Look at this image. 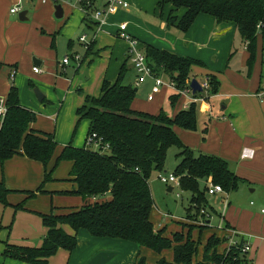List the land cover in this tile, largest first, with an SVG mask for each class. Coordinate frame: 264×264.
<instances>
[{
  "label": "crops",
  "instance_id": "0c3cea01",
  "mask_svg": "<svg viewBox=\"0 0 264 264\" xmlns=\"http://www.w3.org/2000/svg\"><path fill=\"white\" fill-rule=\"evenodd\" d=\"M124 1L128 3V8L109 15L105 24L96 31L94 23L72 4L66 7L62 5L63 17L58 19L59 22H54L52 16L55 10L52 7L47 6L37 10L34 0H0V98L6 99L13 86L17 88L19 103L23 108L35 115L38 114L36 113L38 110H42L40 114L52 122L53 128L51 129V123L43 125L35 123V119L30 125V130L53 137L57 144L55 160L66 146L83 148L89 127L87 120L79 122V124L83 123V139L75 141L73 126L75 122L78 125L79 118L76 111L88 96L84 99V95L78 93L81 91L79 84L66 77L67 68L70 70V65L74 64L77 70L88 64L89 75L97 81V90L92 98L98 97L102 82L113 84L121 66L127 61L128 44L116 36L120 24H126L128 34L136 39L142 48L149 45L157 50H166L179 57L200 62V66L191 68L190 77L197 79L198 76L203 75L205 78L212 75L218 80L219 90L214 97L219 100V111L213 117L211 104L205 103L203 106V126L200 128L197 122V130L199 129L202 134V130L207 128V139L204 141H201L202 138L198 133L189 134L177 130L176 127L173 131L184 146L195 150L194 153L224 160L229 170L240 178L242 183L237 190L218 195L228 197L235 193L237 198L245 194L250 199L251 208L241 209L234 205L233 207L229 200L226 211L218 214L208 199V196L215 195L205 194L208 205L201 208L200 213L204 214L201 211H206L208 218L203 219L207 228L202 231L198 229L201 223L199 217L189 223L187 219L179 223H171L172 217L169 219L168 216L159 213L158 221L151 220V222L155 231L163 230L164 236L168 238L174 233L186 234L188 228L182 227V224L196 225V230L191 233L194 238L192 240L197 243V249L199 247L194 257L195 262L202 261L203 247L210 237L222 238L230 232H235L250 245L253 264H264V217L260 213V210L264 209V98L260 96L264 92V86L261 85L264 81V61L261 60L260 65L255 63L249 77L246 75L248 53L240 55V69L231 66L233 57L231 46L236 34L233 23L218 24L213 17L200 14L186 33H179L174 28L167 29L165 25L172 10L171 5L167 2L163 3L164 0H153L155 7L149 11L153 19L156 17L159 5L163 3L159 19L154 21L158 24L160 38H154L150 31L151 27L155 28L154 25L148 23V30H145L135 16L137 11L147 12L145 2ZM94 6L101 8V0H94ZM13 7H18L21 12L27 11V21L19 20L20 12L11 14L10 9ZM31 7L34 9L31 10ZM164 7H167L166 12L163 10ZM183 14L182 9L173 13L178 19ZM45 25L47 28L44 27ZM76 30L81 32L80 36H88L84 32L90 31V36L86 38L93 36L91 40L92 43L94 42L93 47L91 51L85 50L83 54L71 50L72 55L77 54L79 60H76L74 55L69 56L68 64L63 65L62 60L68 56H63L59 60L55 34L61 31L71 41V35ZM127 64L131 68L129 62ZM34 67L40 69V73L34 74L32 71ZM83 71L86 73V69ZM135 77L136 73L132 70L130 76L127 75L126 84L135 87L137 95L141 89L148 91L144 99L135 96L132 109L157 115L162 109L160 103L163 100L160 95L169 88L162 87L157 93L158 97L160 96L159 100L155 94L153 100L149 101L147 97L154 85L153 79H146L136 86ZM35 90L42 95L41 101L36 97ZM156 101L157 103L152 106ZM179 101V108L173 110L171 117L187 103V99L183 96ZM206 122H209L208 127L204 126ZM1 123L0 121V127ZM243 149H251L254 154L251 158H242ZM54 160L48 166L49 169L53 167ZM70 168L71 165L67 162L59 164L52 175L53 181L43 187L44 192L28 198L27 193H36L43 181V166L22 155L0 164V182H3L10 191L7 196L8 206L0 203V264H27L5 258L3 252L6 245L26 248H39L42 245L47 230L42 225L39 215L50 213L52 208L75 209L84 205L83 199L62 194L75 190L73 183L64 182L68 178ZM207 185L206 182L205 186ZM169 187L172 189V186H167ZM189 197V209H192L195 204L191 203V196ZM20 203H24V210L15 211L13 207ZM213 216L219 218L218 228L210 227ZM66 232L74 235L69 228ZM203 232L204 236L201 238ZM76 238L77 246L74 251L69 253L58 250L54 256L48 258L47 264H137L141 258L145 264H156L161 259L169 263L173 261L172 250L156 254L131 242L93 238L85 230H80ZM223 247L224 245L219 248Z\"/></svg>",
  "mask_w": 264,
  "mask_h": 264
},
{
  "label": "trees",
  "instance_id": "16d2710c",
  "mask_svg": "<svg viewBox=\"0 0 264 264\" xmlns=\"http://www.w3.org/2000/svg\"><path fill=\"white\" fill-rule=\"evenodd\" d=\"M166 2L172 8L166 19V28H174L179 33H186L200 14L213 17L218 24L233 23L236 35L249 55L246 75H251L258 37L264 51V0L163 1ZM181 9L184 14L178 19L173 13ZM142 49L152 73L167 76L178 90H183L190 83L191 68L201 65L196 60L149 45ZM128 62L131 65L127 55L116 81L113 84L103 81L98 97H87L76 111L78 124L82 120L89 122L85 143L91 134L101 139L100 148L96 151L92 147L75 148L69 145L54 160L57 144L53 137L30 130L36 115L20 105L17 88H10L6 98L7 113L0 127V164L22 155L43 166L44 177L40 187L36 193H27L28 198H33L35 194L44 192L46 183L53 181L52 175L57 166L67 162L71 168L64 182L73 183L75 190L62 194L79 197L84 205L75 209L52 208L50 213L39 215L47 230L42 245L39 248L6 245L3 257L27 264H47L48 258L58 250L74 251L76 235L85 230L93 238L131 242L156 254L172 250L171 263L161 259L156 264H211L221 259L209 255L210 251L216 253L217 248L223 245L214 236L207 241L202 261L195 262L197 248L191 241L189 229L185 241L183 233H174L168 238L163 230L155 231L150 219L153 199L149 180L153 171H163L167 152L172 147L179 150L173 173L179 178L181 190L190 194L191 203L195 204V208L199 206V210L206 205V182L211 180L223 192L230 193L238 189L242 180L229 170L224 160L194 153L182 144L173 131L174 127L188 132L197 131V103L182 108L172 117L162 110L157 115H151L132 109L136 90L125 82L133 70ZM209 78L210 97L218 93L220 84L214 76ZM180 98L179 94L172 95L171 105L174 106ZM207 132V128L202 130L203 141ZM105 146L107 150H101ZM53 160L54 165L49 169ZM9 193L4 183L0 182V203L4 206H8ZM13 208L15 211L24 210V203ZM67 228L74 235L68 234ZM235 256L238 257L236 261L228 257L225 263L245 264L243 258ZM137 264H145V261L141 258Z\"/></svg>",
  "mask_w": 264,
  "mask_h": 264
},
{
  "label": "rangeland",
  "instance_id": "374dc122",
  "mask_svg": "<svg viewBox=\"0 0 264 264\" xmlns=\"http://www.w3.org/2000/svg\"><path fill=\"white\" fill-rule=\"evenodd\" d=\"M34 1H35L34 6L37 8V10H39L43 7H47V6L52 7L54 9V6L56 5L51 0H47L46 3H42L41 0H34ZM143 1L145 2V6H146L145 11H147V12L137 11L135 13V16H136V18H138L140 20V22L142 24V28L145 30H148V28H147L148 23H150L151 25H154V27H155L154 29L152 27L150 28V31L152 33L151 35H153L154 38H160V33L158 30V24H155V22H154V21H157L159 19L158 17L160 14V7H158V9L156 11V17L153 19V15L151 14V12H149L153 7H155V4H153V0H143ZM58 4L60 5V3H58ZM70 4H72V3L70 2ZM70 4H64L65 5L64 7L69 6ZM156 8H157V6H156ZM33 9L34 8L31 7V10H33ZM163 10H164V12H166L167 7H164ZM131 11L133 12V10H131ZM52 19L54 20V22L60 21V20L56 19L54 17V15L52 16ZM44 27L47 28L46 25ZM84 34L90 36L91 32L87 30L84 32ZM80 35H81V32L79 30L73 31V34L71 35V41H69V38L64 36V34H62L61 31L58 34H55L56 51H57V55L59 57V60L62 59L63 56H66V55L68 57L73 56L74 54L72 55L71 50L78 51L81 54L84 53V51L86 50V47L84 46V44L79 42ZM88 36H86V37H88ZM92 39H93V36L89 37V39L87 38V42L90 43ZM70 44H73V46H71ZM231 47L233 49V50L231 49V51H233L232 52L233 57L231 60V66L238 70V69H240V62H241L240 55H245L246 50L244 49V45H243L241 39L236 34H234ZM261 60L264 61V51L262 50V41H261L260 37H258L257 42H256V52H255V60L254 61H255V63L257 62L260 65ZM255 63H254V66H255ZM70 66H71L70 70L67 68L66 77H68L69 79H73L74 83L77 82L79 84L78 87L81 89V91H78V93L83 94L84 99L86 96H88L89 98L94 97L95 92L97 90V81L96 80L94 81L92 76L89 75L90 72L87 70L88 64H84L83 67H81L80 69H77V70H75L74 64L73 65L71 64ZM254 66H253V69H254ZM72 67H74V68H72ZM263 68H264V66H263ZM83 69H86V73H85V71H83ZM129 76H130V73L128 74V77ZM161 78L166 83L169 80V78L165 75H162ZM204 79L205 78L202 75V76H198L196 80L199 83H202ZM261 85L264 86V81L262 82ZM35 89H37V88H35ZM147 91H148V89H145V90L141 89L140 92L138 93V95H137V93H136V95L138 98L144 99ZM174 94H178V93L173 91L172 89H169L168 91H166V92L164 91L160 95L162 97V100H163L162 103H160L161 105L159 104L162 108L161 110L166 115H168L169 117H171L173 110H175L176 108H179L178 102L174 106L171 105L170 97ZM157 97H158V94H157ZM159 97L157 98V100H159ZM156 103H157V101L154 104H152V106H154ZM196 103H197V122L201 128V126H203L202 120L204 119V112L202 111L203 106L205 105V103L206 104L210 103L212 106V109H213V113H211V115L214 117L215 114L219 111V100L215 99L214 95H212V96H210L209 99L203 100V101H198ZM161 110L159 111V113L161 112ZM41 111L40 110H38L37 112L35 111L36 113H38L36 115V122L35 123H42L43 125H48V123L49 124L51 123V125H52V122L49 121V119L47 117L40 114V113H42ZM204 126L208 127L209 122H206L204 124ZM52 128H53V125L51 126V129ZM73 129H74L73 136H74L75 141H76V139H78L79 141L82 140L83 134H84L83 133V123L76 125V122H75ZM176 129L179 130L180 128L176 127ZM180 130L183 132L189 133V134L198 133L200 135V137L202 138V134L199 131V129L196 132H188V131H184L182 129H180ZM206 139H207V136L205 137V140ZM201 141H202V139H201ZM191 150L193 152L195 151L193 149H191ZM178 153H179V150L176 147H172L168 150L167 156H166V161H165L164 168H163L162 172L169 173V172L174 171V168H175L176 162H177V154ZM158 173L159 172H157V171H153L151 173V177L149 180L150 193H151V196L153 199V206H152V211H151L152 222L158 221V219H159L158 214L160 213L162 215L168 216L169 219L172 217L173 220H171L172 221L171 223H179L181 220H184V219H187V221L189 223V222H193L198 217L201 218V223H204L203 219L208 218L207 212L204 211V214H201L200 210H199V206L196 208L193 207L192 209L191 208L189 209V206H190V197L189 196H190V194L182 191L179 188L178 189L175 188L173 191L168 192L167 191V189H168L167 185L161 183L157 179ZM246 196L247 195L243 194V196H241V197L237 196V198H236L235 193L231 194L228 197H226L224 195H218L217 194L215 196H208V199L211 203L212 208L218 214H220L223 211L224 212L226 211L225 209L227 207V202H229V200L231 202V206H233V205L238 206L241 209L251 208V206L249 205L250 199H248V197H246ZM205 198H206V195H205ZM252 200L254 201V199H252ZM207 205L208 204H207V198H206V205L205 206H207ZM67 207H69V206H67ZM194 208H195V211H194ZM202 208H204V207H202ZM187 216H188V218H187ZM197 222H200V221H197ZM262 222H263V220H262ZM201 223L199 224L200 227H198V229L202 231L203 229H205L207 227H205V225L202 226ZM218 223H219V218L217 216H213L211 219L210 227L218 228ZM195 226L196 225L190 226L189 224H187V225L182 224V227H185V228L188 227V229L190 230L191 241L194 243V245L197 248V243L194 240H192L194 238H192V235H191L193 230H196ZM186 234H182L184 241L187 239ZM203 236H204V232L202 233L201 238H203ZM231 237H232V234L231 235L228 234L227 236H223L222 238H217V239H219V241L221 243H223L224 247L223 248L218 247L216 253H212L211 251L209 252V255L213 254V255L217 256L218 258L219 257L221 258V259L219 258L220 260L218 261V263L215 262V264H219L221 262L226 261L227 256L225 255V258H223V253L225 252L226 244H228ZM198 250H199V247L196 250V253L194 256L197 255ZM203 250H205V247H203ZM203 254H204V252H203ZM211 264H214V263H211Z\"/></svg>",
  "mask_w": 264,
  "mask_h": 264
},
{
  "label": "built area",
  "instance_id": "2783aa9c",
  "mask_svg": "<svg viewBox=\"0 0 264 264\" xmlns=\"http://www.w3.org/2000/svg\"><path fill=\"white\" fill-rule=\"evenodd\" d=\"M54 4L58 5H64V4H70V2L77 7L88 19H90L96 27V31H99L100 28L105 24L106 18L116 13L118 10H123L128 8V3L124 0H101L102 7L96 8L94 6V0H51ZM42 3H46L47 0H41ZM18 7H13L10 9L11 14H17L19 13ZM120 40L125 41L128 44L127 48V55L129 57V61L133 67V70L136 73L135 77V85L138 86L142 84L146 79H153L154 85L151 88V92L148 95V100L151 101L154 98V95L159 93L160 89L162 87H167L169 89H172L173 91L177 92L179 95L185 97L187 99V103L184 108H188L191 103H196L198 101L207 100L210 98L208 96L209 91V77H205L202 83L200 84V87L202 89V92H197L195 95H193L192 90L190 88V83L185 87L183 90H178L176 88L175 83L169 79L168 82H164L161 78V76H156L152 73L151 68L149 67L145 54L143 52L142 47L140 46V43L132 38L126 29V24L122 23L118 26V31L116 35ZM79 42L84 44L86 47V50L89 49L91 43L87 42V38L85 35H82L79 37ZM76 60H79V57L77 54L74 55ZM69 62V57H65L62 60L63 65H67ZM34 74L40 73V69L34 67L32 69ZM264 98V92L260 94ZM7 113V106H6V99L0 98V121L2 122L5 118ZM101 139L96 136V134H91L86 143V147H92L94 151L98 150L100 147ZM107 146L101 147V150H107ZM254 154L253 150L251 149H243L241 152L242 158H251ZM157 179L167 186H172V189L179 188L181 189L179 178L174 173H158ZM206 187V194L207 195H216L223 193L222 188L219 185L213 184L211 180L207 182ZM178 196V195H177ZM252 204V203H251ZM204 213V211H201ZM260 213L264 217V209L260 210ZM202 225H205L204 223H201ZM232 234V237L230 238L228 244H226L225 252L223 253V258H225V255L228 257H231L233 261H236L238 257L235 256V254L245 260V264H253V259L251 256V247L250 245L245 242L240 236H238L235 232H230V235ZM227 250V251H226ZM234 256V258H233ZM215 264V263H214ZM219 264H226L225 262H221Z\"/></svg>",
  "mask_w": 264,
  "mask_h": 264
},
{
  "label": "water",
  "instance_id": "95a60500",
  "mask_svg": "<svg viewBox=\"0 0 264 264\" xmlns=\"http://www.w3.org/2000/svg\"><path fill=\"white\" fill-rule=\"evenodd\" d=\"M54 10H55V12H54L55 18L56 19H61L63 17V8H62V6L59 5V4L55 5L54 6ZM26 14H27V11L20 12L19 16H18L19 20L20 21H27ZM189 86H190V88L192 90L193 95H195L197 92H202V89L200 87L199 82L196 79H194V78L191 79ZM34 93H35L36 97L38 98V100L41 101L42 100V95H40V93L37 90H35ZM167 191L171 192L172 191L171 187H169L167 189Z\"/></svg>",
  "mask_w": 264,
  "mask_h": 264
}]
</instances>
